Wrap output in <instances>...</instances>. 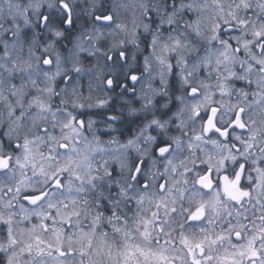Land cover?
Masks as SVG:
<instances>
[{"label":"snow or ice","instance_id":"6c2138e0","mask_svg":"<svg viewBox=\"0 0 264 264\" xmlns=\"http://www.w3.org/2000/svg\"><path fill=\"white\" fill-rule=\"evenodd\" d=\"M0 264H264V0H0Z\"/></svg>","mask_w":264,"mask_h":264}]
</instances>
